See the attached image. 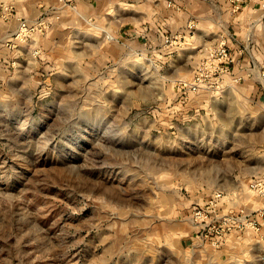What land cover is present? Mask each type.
<instances>
[{"label":"rangeland","instance_id":"obj_1","mask_svg":"<svg viewBox=\"0 0 264 264\" xmlns=\"http://www.w3.org/2000/svg\"><path fill=\"white\" fill-rule=\"evenodd\" d=\"M170 32L104 63L0 38V264H264V216L225 227L264 204V103L184 87L221 41Z\"/></svg>","mask_w":264,"mask_h":264},{"label":"crops","instance_id":"obj_2","mask_svg":"<svg viewBox=\"0 0 264 264\" xmlns=\"http://www.w3.org/2000/svg\"><path fill=\"white\" fill-rule=\"evenodd\" d=\"M2 1L14 4L16 14L25 19L35 20L41 16L51 19L52 26L43 34L34 36L50 39V48L56 45L69 50L78 48L80 56H91L94 50H98L95 61L101 63L113 60L117 50L122 51V55L130 50L132 55L134 45H141L144 38L154 44L156 41L158 47L165 49L168 28L170 33L180 36L192 21L199 32L195 43L202 41L204 32H211L212 44L215 41L226 43L235 56L234 63L223 74L222 82L228 84L234 77H240L236 83L240 84V90L247 95L257 93L259 102L264 103V16L261 0H245L239 11H233L228 0H74L73 5L62 0ZM216 10L223 12L222 15L217 12V21L222 23L218 35L212 31ZM3 20L0 17V38H10L18 22L14 18L9 19L14 27L10 25L8 30H4L7 23ZM1 51L7 53L5 49ZM230 89H234L233 84L226 86L223 92ZM227 205V209L232 206Z\"/></svg>","mask_w":264,"mask_h":264},{"label":"built area","instance_id":"obj_3","mask_svg":"<svg viewBox=\"0 0 264 264\" xmlns=\"http://www.w3.org/2000/svg\"><path fill=\"white\" fill-rule=\"evenodd\" d=\"M66 4L73 5L74 0H62ZM232 6L233 11H239L245 0H228ZM261 6L263 10L264 16V0H261ZM0 17L5 20H9L11 18L16 19L18 22V27L13 32L12 36L15 40H23L27 38H31L37 34H43L48 28H50L53 24V21L46 16H41L35 20H28L22 16L16 14L14 4L10 2H5L0 0ZM195 23L189 22L187 26V31L189 33H194L195 31ZM185 34L180 36L176 35L173 39H181L185 37ZM165 41L168 43L174 42V40L165 38ZM177 42V41H175ZM16 43V42H13ZM209 64L207 68L196 72L195 75L189 80H182L181 83L184 87L198 90L205 87L210 91H218L224 90L226 86H230L233 83L224 84L222 81V75L225 72H228L231 64L235 61V56L232 53L231 48L224 42H220L214 49L209 52ZM264 75V71H263ZM241 78H234V82L237 83ZM250 188L255 192L257 196H261L264 199V171L254 178V180L250 183ZM221 194H216L215 199L219 198ZM258 213L255 215V213ZM207 210L198 208L195 212L197 218L204 219V216L207 215ZM256 216V217H255ZM264 216V204L263 206L251 211L246 212L245 208H240V210L232 209L229 211L227 218L225 220V227L227 230L232 229H245L246 227L257 228L258 221L257 217ZM264 220V219H263Z\"/></svg>","mask_w":264,"mask_h":264}]
</instances>
